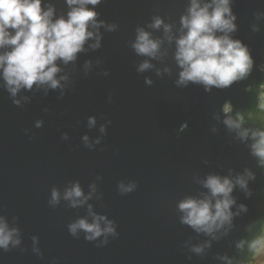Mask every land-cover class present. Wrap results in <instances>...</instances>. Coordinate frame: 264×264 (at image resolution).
<instances>
[{
    "label": "water",
    "instance_id": "obj_1",
    "mask_svg": "<svg viewBox=\"0 0 264 264\" xmlns=\"http://www.w3.org/2000/svg\"><path fill=\"white\" fill-rule=\"evenodd\" d=\"M190 5L191 0L89 4L99 27L89 28L94 36L73 61L56 62V88L34 84L13 96L0 75V216L19 230L20 240L0 248V264H255L247 245L237 244L264 226V165L252 155V140L224 124L223 107L228 102L233 118L243 116L242 127L264 129L258 107L264 0H230L236 28L229 36L247 46L253 67L230 87L208 91L203 84L177 83L182 69L176 39ZM41 7L53 9V20L71 10L66 0H42ZM156 18L162 20L159 28L152 27ZM138 29L160 42L155 57L136 52ZM97 35L99 47L93 48ZM6 50L10 46L0 53ZM145 61L151 66L140 70ZM246 170L254 179L247 189L234 187L230 224L206 234L181 222L179 203L203 198L209 175L234 181ZM75 184L89 198L73 207L64 193ZM121 184L134 188L122 192ZM53 189L60 193L55 204ZM89 205L112 222L115 234L88 241L83 230L70 233L77 220L92 222ZM197 247L202 251L195 252Z\"/></svg>",
    "mask_w": 264,
    "mask_h": 264
},
{
    "label": "clouds",
    "instance_id": "obj_2",
    "mask_svg": "<svg viewBox=\"0 0 264 264\" xmlns=\"http://www.w3.org/2000/svg\"><path fill=\"white\" fill-rule=\"evenodd\" d=\"M66 2L71 9L67 18L61 16L53 20V9L49 7L47 11L42 10V0H0V49L10 46V50L0 53V75L13 96L21 88L31 89L34 84H48L56 88L59 85L56 74L61 70L56 62L62 60L67 64L73 61L76 54L83 50L85 42L94 36L89 28L99 27L97 13L87 5L95 6L100 0ZM229 5L230 0H191L188 14L181 17L182 35L176 39L175 59L182 69L178 84H203L208 91L211 86L228 88L250 74L253 59L247 46L229 36L236 28L233 23L235 16L231 14ZM161 24L162 20L156 18L152 27L159 28ZM170 30L171 26L165 25V32ZM171 39L173 37L169 36V40ZM96 41L91 47H99L98 35ZM159 45L160 42L152 39L150 33L138 29L133 45L138 54L155 57ZM150 66L145 61L140 65V70ZM261 70H264V65ZM260 88L258 107L264 110V84ZM231 111L230 103L226 102L223 107L224 124L229 129L236 130L241 139L252 140V155L258 157L259 163L264 165V129L242 127L243 116L237 113L233 118ZM89 122L94 124L95 120L90 118ZM37 126H40V122H37ZM84 139L87 141L88 138ZM248 179H254V176L247 170L246 175L237 176L234 181L229 177L209 175L203 182L208 189L203 198L187 197L179 203V210L183 213L181 222L206 234H213L225 223L230 224L233 216L231 206L235 203L231 193L236 185L247 189ZM120 188L122 192H130L134 185L125 187L121 184ZM51 195L50 203H57L60 193L53 189ZM81 197L83 198L78 199ZM88 198L83 196L79 184L64 193V199L71 200L73 207L83 205ZM240 208L247 210L244 205ZM88 209L93 217L92 222L81 218L70 224L69 231L72 235L83 230L86 233L85 239L93 241L101 235L115 234L111 221L93 213L91 205ZM18 237L19 230L10 228L4 217L0 216V248L8 250L10 244L18 245ZM106 242L105 240L104 243ZM245 244L255 264H264V226L258 235L251 240L240 241L237 247L243 248ZM194 251L199 253L202 248H194ZM247 264H252V261Z\"/></svg>",
    "mask_w": 264,
    "mask_h": 264
}]
</instances>
